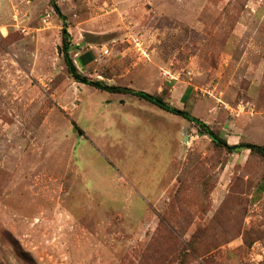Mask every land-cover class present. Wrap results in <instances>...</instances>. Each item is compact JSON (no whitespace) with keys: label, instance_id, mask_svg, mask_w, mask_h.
Wrapping results in <instances>:
<instances>
[{"label":"rangeland","instance_id":"1","mask_svg":"<svg viewBox=\"0 0 264 264\" xmlns=\"http://www.w3.org/2000/svg\"><path fill=\"white\" fill-rule=\"evenodd\" d=\"M0 0V264H264V0Z\"/></svg>","mask_w":264,"mask_h":264},{"label":"trees","instance_id":"2","mask_svg":"<svg viewBox=\"0 0 264 264\" xmlns=\"http://www.w3.org/2000/svg\"><path fill=\"white\" fill-rule=\"evenodd\" d=\"M52 5L55 8L56 12L61 15V11L56 4L55 0H52ZM64 26L62 31V45L60 46V53L63 55L65 65L67 67V71L69 75L78 83L86 84L89 86H93L99 90L106 91L113 94H133L141 100L149 102L157 106L158 108L170 112L172 114L181 116L183 118L188 119L190 122L194 123L199 127V132L203 135H207L210 137L211 141L217 148L225 149L229 153L241 152L244 150H249L251 153L259 154L264 158V146H258L252 143H240L236 145H230L226 139L221 137V135L215 132L208 124L200 120L199 118L193 116L189 111L178 109L172 106L170 103L166 102L161 96L150 94L144 91H136L129 87L123 86H114L107 85L103 81H94L83 75L78 69L75 61L71 56V51L73 48L72 45V37L69 31L67 30V18L63 16Z\"/></svg>","mask_w":264,"mask_h":264}]
</instances>
